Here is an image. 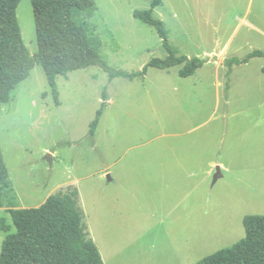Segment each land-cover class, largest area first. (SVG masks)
I'll return each instance as SVG.
<instances>
[{
    "label": "rangeland",
    "instance_id": "1",
    "mask_svg": "<svg viewBox=\"0 0 264 264\" xmlns=\"http://www.w3.org/2000/svg\"><path fill=\"white\" fill-rule=\"evenodd\" d=\"M95 1L89 30L111 67L132 73L168 56L156 30L134 18L153 0ZM154 17L180 56L206 60L194 76L178 66L111 81L94 66L58 77L57 105L36 66L0 104L10 183L0 186V219L12 233L9 209L77 190L105 264H196L245 238L247 215H264V141L248 116L264 110V58L228 66L264 51V0H166ZM18 22L35 55L32 0L21 1ZM4 238L0 229V254Z\"/></svg>",
    "mask_w": 264,
    "mask_h": 264
},
{
    "label": "trees",
    "instance_id": "2",
    "mask_svg": "<svg viewBox=\"0 0 264 264\" xmlns=\"http://www.w3.org/2000/svg\"><path fill=\"white\" fill-rule=\"evenodd\" d=\"M21 1L0 0V104L13 100L16 89L36 66L44 70L59 105L57 79L68 77L74 71L96 66L108 73L111 81L121 77L132 82L144 80L150 68L167 71L183 66L180 76L192 77L206 63L198 57L180 56L171 45L164 22L154 17V9L162 5V0H153L151 9L134 12L135 19L156 30L168 53L164 59L153 58L143 70L132 73L116 70L100 54L88 24V19L98 11L95 0H32L38 42V52L32 55L18 22ZM257 57L264 58V51L255 50L244 59L233 58L228 66L245 65ZM103 100L90 126L91 137L96 135L104 115L106 93ZM9 185L8 168L0 146V186ZM9 189L14 191L12 187ZM8 213L16 232L12 233V226L4 218L0 219V229L5 234L0 264H105L84 223L77 190L60 191L39 207L12 208ZM243 223L245 238L196 264H264V215H247Z\"/></svg>",
    "mask_w": 264,
    "mask_h": 264
},
{
    "label": "crops",
    "instance_id": "3",
    "mask_svg": "<svg viewBox=\"0 0 264 264\" xmlns=\"http://www.w3.org/2000/svg\"><path fill=\"white\" fill-rule=\"evenodd\" d=\"M170 3L171 2L169 1L168 4H170ZM162 4L165 5L166 4V0H162ZM248 116L252 118V123L256 124V126L258 128H261L262 129V131H260L259 135H260L261 140L264 141V110H260L256 114H252L251 113ZM173 161L175 163H178L179 162V160L177 158L175 160H173ZM224 170H225V167L222 165L221 173ZM108 178H109V181L110 182H113L114 181V179L111 177V175H108Z\"/></svg>",
    "mask_w": 264,
    "mask_h": 264
},
{
    "label": "water",
    "instance_id": "4",
    "mask_svg": "<svg viewBox=\"0 0 264 264\" xmlns=\"http://www.w3.org/2000/svg\"><path fill=\"white\" fill-rule=\"evenodd\" d=\"M49 159L50 162H52V157L51 155H48L47 157ZM222 177V173H221V168L217 167V173L215 175V180H218V178Z\"/></svg>",
    "mask_w": 264,
    "mask_h": 264
}]
</instances>
